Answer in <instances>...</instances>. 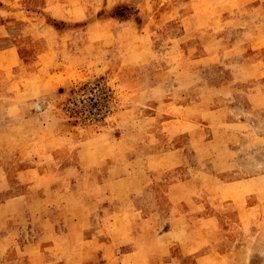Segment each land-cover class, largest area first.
Masks as SVG:
<instances>
[{"label":"rangeland","instance_id":"1","mask_svg":"<svg viewBox=\"0 0 264 264\" xmlns=\"http://www.w3.org/2000/svg\"><path fill=\"white\" fill-rule=\"evenodd\" d=\"M0 264H264V0H0Z\"/></svg>","mask_w":264,"mask_h":264}]
</instances>
